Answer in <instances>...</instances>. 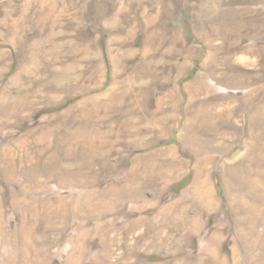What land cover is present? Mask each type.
<instances>
[{
    "label": "rangeland",
    "instance_id": "374dc122",
    "mask_svg": "<svg viewBox=\"0 0 264 264\" xmlns=\"http://www.w3.org/2000/svg\"><path fill=\"white\" fill-rule=\"evenodd\" d=\"M0 264H264V0H0Z\"/></svg>",
    "mask_w": 264,
    "mask_h": 264
}]
</instances>
